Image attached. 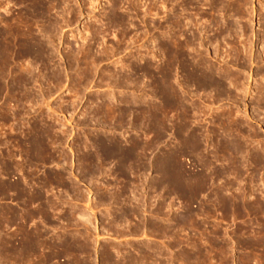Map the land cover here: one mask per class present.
<instances>
[{
	"label": "rangeland",
	"instance_id": "obj_1",
	"mask_svg": "<svg viewBox=\"0 0 264 264\" xmlns=\"http://www.w3.org/2000/svg\"><path fill=\"white\" fill-rule=\"evenodd\" d=\"M0 264H264V0H0Z\"/></svg>",
	"mask_w": 264,
	"mask_h": 264
},
{
	"label": "bare ground",
	"instance_id": "obj_2",
	"mask_svg": "<svg viewBox=\"0 0 264 264\" xmlns=\"http://www.w3.org/2000/svg\"><path fill=\"white\" fill-rule=\"evenodd\" d=\"M28 2V1H27ZM36 3V2H35ZM162 69V68H161ZM163 73V72H162Z\"/></svg>",
	"mask_w": 264,
	"mask_h": 264
}]
</instances>
